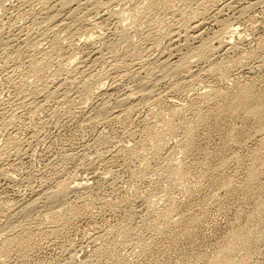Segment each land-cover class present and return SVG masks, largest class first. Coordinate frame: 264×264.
Instances as JSON below:
<instances>
[{
  "label": "rangeland",
  "instance_id": "1",
  "mask_svg": "<svg viewBox=\"0 0 264 264\" xmlns=\"http://www.w3.org/2000/svg\"><path fill=\"white\" fill-rule=\"evenodd\" d=\"M3 1L0 264H264V0Z\"/></svg>",
  "mask_w": 264,
  "mask_h": 264
},
{
  "label": "bare ground",
  "instance_id": "2",
  "mask_svg": "<svg viewBox=\"0 0 264 264\" xmlns=\"http://www.w3.org/2000/svg\"><path fill=\"white\" fill-rule=\"evenodd\" d=\"M7 1V0H6ZM97 1V0H96ZM104 1V0H103ZM1 2H4L3 0H0V3ZM43 2V1H42ZM72 1L70 0V3H71ZM74 2H76V0H74ZM68 3H69V1H68ZM84 3H86V2H84ZM78 4V3H77ZM40 5V4H39ZM62 10V9H61ZM79 10V9H78ZM172 10V9H171ZM91 11V10H90ZM70 14V13H69ZM174 15V14H173ZM57 16H59V15H56V16H50V21H54L55 22V24L57 25L56 26V28L57 27H59L60 25H62V24H60V21H59V19H58V17ZM140 16V15H139ZM71 18V17H70ZM46 19V18H45ZM49 22V21H48ZM53 22V23H54ZM60 24V25H59ZM65 26V25H64ZM68 26V25H67ZM72 28V27H71ZM57 29H59V28H57ZM30 30V29H29ZM236 32V31H235ZM230 33V32H229ZM67 35V34H66ZM1 38V37H0ZM42 38V37H41ZM91 38H93V37H91ZM218 38V37H217ZM88 40V39H87ZM215 42H217V41H215ZM1 43V42H0ZM223 43V42H222ZM106 44V43H105ZM220 44V43H219ZM3 48V47H2ZM203 51H205V53L207 52V48L206 49H204ZM213 51V50H212ZM216 52V51H215ZM201 53H203V52H201ZM204 53V54H205ZM208 53H209V50H208ZM191 54V53H190ZM211 54V53H210ZM193 55V54H192ZM72 56V55H71ZM132 56V55H131ZM148 56V55H147ZM202 58H204L203 56H201ZM78 58V57H77ZM146 59V58H145ZM194 59V58H193ZM35 60V59H34ZM188 61V60H187ZM186 60H185V62H187ZM74 62V61H73ZM39 63V62H38ZM165 63V62H164ZM187 63H189V62H187ZM164 65H167V62H166V64H164ZM183 65H184V63L183 64H180V62H178L177 64H175L174 66H172V65H170V67H171V69L172 68H174V70L172 71V72H174L175 73V70H176V72L178 71V70H180V71H182L183 69H185V68H187V67H185V68H183ZM71 66V65H70ZM185 66V65H184ZM76 67V66H75ZM161 67V66H160ZM163 67V66H162ZM170 67H168V66H166V67H164V69H162V70H165V68H170ZM191 67V66H190ZM166 70H168V69H166ZM168 72V71H167ZM172 75V74H171ZM162 76H165V75H162ZM173 76V75H172ZM160 80V79H159ZM158 80V81H159ZM162 80V79H161ZM160 80V81H161ZM145 92V91H144ZM147 92H148V88H147ZM147 92H146V94H147ZM151 92V91H150ZM131 97H132V95H130ZM127 99V98H126ZM120 102V101H119ZM122 102H125V100L124 101H122ZM127 103V102H126ZM125 104V103H124ZM123 105V104H122ZM118 109V108H117ZM56 194V193H55Z\"/></svg>",
  "mask_w": 264,
  "mask_h": 264
}]
</instances>
